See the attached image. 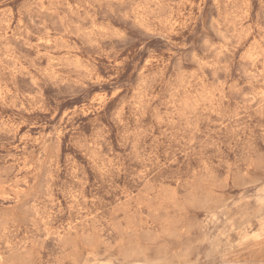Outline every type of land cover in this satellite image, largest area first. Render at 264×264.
<instances>
[{
	"label": "rangeland",
	"instance_id": "1",
	"mask_svg": "<svg viewBox=\"0 0 264 264\" xmlns=\"http://www.w3.org/2000/svg\"><path fill=\"white\" fill-rule=\"evenodd\" d=\"M0 264H264V0H0Z\"/></svg>",
	"mask_w": 264,
	"mask_h": 264
}]
</instances>
